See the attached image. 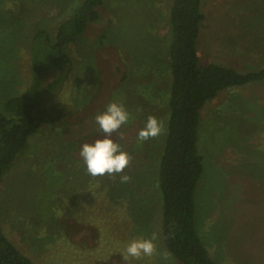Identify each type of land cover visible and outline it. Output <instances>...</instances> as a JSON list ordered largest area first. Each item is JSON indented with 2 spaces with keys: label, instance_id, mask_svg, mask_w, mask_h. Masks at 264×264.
I'll return each mask as SVG.
<instances>
[{
  "label": "rangeland",
  "instance_id": "1",
  "mask_svg": "<svg viewBox=\"0 0 264 264\" xmlns=\"http://www.w3.org/2000/svg\"><path fill=\"white\" fill-rule=\"evenodd\" d=\"M71 1L0 0V109L30 84L32 56L49 55L35 33L42 27L53 35ZM170 5L104 0L101 22L69 45L68 79L43 91L38 131L0 181L3 234L31 264H127L126 243L153 232L154 254L131 264H180L162 241L157 177L169 116ZM202 9L201 62L239 71L264 65V0H204ZM115 99L133 117L120 130L131 160L121 174L92 177L79 151L101 137L94 117ZM149 116L163 122L164 132L139 143ZM197 145L203 156L194 191L198 235L218 264H264V81L206 102ZM120 175L129 181L121 183Z\"/></svg>",
  "mask_w": 264,
  "mask_h": 264
},
{
  "label": "trees",
  "instance_id": "2",
  "mask_svg": "<svg viewBox=\"0 0 264 264\" xmlns=\"http://www.w3.org/2000/svg\"><path fill=\"white\" fill-rule=\"evenodd\" d=\"M203 1L171 0L168 11L172 32L168 52L169 116L157 177L162 241L180 264H218L196 230L194 191L203 171V156L197 145L200 111L223 90L264 81V65L239 71L221 61H200L199 36L205 20ZM103 2L72 0L54 27L53 35L42 27L35 33L34 39L40 41L49 55L43 59L32 56L35 59L30 64V84L21 93L8 97L0 109V181L13 167L29 138L38 131L36 112L42 104L43 91L54 90L68 79L72 70L69 45L88 26L101 22ZM104 36L105 31L94 41L101 43ZM51 72L54 77L46 82ZM0 264H31L3 234L1 219Z\"/></svg>",
  "mask_w": 264,
  "mask_h": 264
},
{
  "label": "clouds",
  "instance_id": "3",
  "mask_svg": "<svg viewBox=\"0 0 264 264\" xmlns=\"http://www.w3.org/2000/svg\"><path fill=\"white\" fill-rule=\"evenodd\" d=\"M94 120L97 131L102 135L93 142L83 143L79 151L88 175L96 177L123 173L130 163L131 156L120 142L124 139L120 130L133 120L132 114L119 99H115L105 105L103 111L95 115ZM163 132V122L155 116H149L137 133V141L146 142L160 136ZM113 133L118 134V140L113 139ZM129 179L127 175H120L121 183H127ZM156 240L157 233L155 232L149 236L132 238L121 251L122 259L127 264H131L132 261L151 257L156 251Z\"/></svg>",
  "mask_w": 264,
  "mask_h": 264
}]
</instances>
